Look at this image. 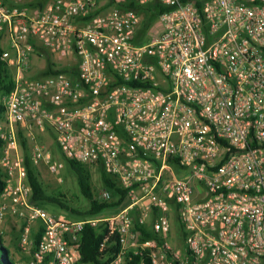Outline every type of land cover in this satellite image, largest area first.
<instances>
[{
    "label": "built area",
    "instance_id": "1",
    "mask_svg": "<svg viewBox=\"0 0 264 264\" xmlns=\"http://www.w3.org/2000/svg\"><path fill=\"white\" fill-rule=\"evenodd\" d=\"M127 2L0 0L13 83L0 119V228L18 224L15 264H79L87 225L116 237L108 264H264V0H159L169 9L145 32ZM36 45L76 78L34 75ZM18 128L31 139L53 131L67 159L101 166L127 203L72 220L32 202ZM31 160L54 175L63 166L37 143ZM172 210L183 248L167 241Z\"/></svg>",
    "mask_w": 264,
    "mask_h": 264
},
{
    "label": "trees",
    "instance_id": "2",
    "mask_svg": "<svg viewBox=\"0 0 264 264\" xmlns=\"http://www.w3.org/2000/svg\"><path fill=\"white\" fill-rule=\"evenodd\" d=\"M47 1L48 0H35L28 2L29 4L43 5ZM123 7L133 8L136 11L144 14V19L141 26L142 32H145V30L148 29V27L156 20L157 16L160 13L169 9V7L161 5L159 0H153L152 2L146 5H139L129 0V2L123 4ZM36 49L41 50L40 52L44 55L46 59V67L41 72V74H54L64 72L70 74L72 78H76V70L74 68L70 69L66 67H57L51 55L46 50L41 48L39 45H36ZM12 86L13 83L10 79L8 68L6 67L5 63L0 59V119L3 117L4 114V105L2 104V97L12 89ZM17 132L19 137L18 141L21 144L20 146H23L24 149H27L26 140L23 136L24 132L20 128H18ZM1 145L2 141L0 139V147ZM66 160L76 175L77 184L79 186L80 192L89 200V208L85 211H80L68 205L67 200L64 199V194H48L43 185V182L39 178V173L37 172V169L34 166L31 157L26 153L24 155V164L26 166L27 182L29 183L32 189V202L40 206L42 205L41 203L45 201L57 203L62 209L69 211L72 215H75L76 217L83 216L86 214L98 215L103 211L113 207L121 208L127 203L125 191L118 186L116 181L109 174H107L101 166L97 167L100 170L101 181L104 185V188L108 190L111 194V201L101 200L94 197V188L92 185L91 171L88 168V165L81 164L79 162L67 158ZM4 186V173L0 168V192L4 189ZM180 227L181 233L184 236L181 224ZM104 234L105 230H103L102 228H95L90 225H87L85 227L80 247V264H108L114 258V255L117 253L119 247L116 237L112 236L104 242ZM143 237H153V233L151 232L149 227H143ZM141 261H143L144 264H152L151 260L147 256L142 255L132 256V259L129 260L126 264H139ZM0 264H15V261L11 257L10 249L6 245L5 240L3 238L2 231H0Z\"/></svg>",
    "mask_w": 264,
    "mask_h": 264
},
{
    "label": "rangeland",
    "instance_id": "3",
    "mask_svg": "<svg viewBox=\"0 0 264 264\" xmlns=\"http://www.w3.org/2000/svg\"><path fill=\"white\" fill-rule=\"evenodd\" d=\"M28 1H35V0H28ZM99 2H105L107 0H98ZM41 50L36 49V56L35 61L33 63V73L34 75H39L46 67V59L44 55L40 52ZM23 136L26 140L27 149H24L23 146L21 147V153L24 156L26 153L31 157L32 155V147L35 143L41 145L45 151L50 152L53 156V159L61 162L63 164L62 168H60L57 175L52 174L47 165L44 162H38L34 164L39 173V178L43 182V185L46 189L48 194H64L69 206L76 208L80 211H85L89 208V200L80 192L79 186L77 184V178L70 167L69 163L67 162L63 151L57 145L55 141V134L53 131L48 130L45 133H37L35 139L28 138L25 133ZM19 138V137H18ZM20 144V142H19ZM21 145V144H20ZM91 171V178H92V185L94 188V195L98 196L102 191L105 190L104 185L101 181L100 170L97 166H88ZM178 176L187 175L188 172L186 170L177 169ZM62 184H66L69 186L70 191H64L61 187ZM112 197L110 198V201ZM42 207L47 210L50 214L55 217H65L72 220L80 219L88 217L89 214L78 216L72 215L69 211L62 209L57 203L54 202H43L41 203ZM120 208H110L102 213L98 214L100 216H107L115 214L119 211ZM8 221H14L13 218L7 219ZM13 223V222H12ZM5 225V224H4ZM4 225L0 228V231H3ZM147 227H150V223L148 222ZM3 238L5 240L6 245L10 249L11 257L16 262L20 260L21 254L19 248L17 247L16 243V234L15 232L3 231ZM167 241L173 249L183 248L185 246L183 235L181 233V227L179 221L176 218V212L172 210L171 214V229L167 235ZM17 247V248H16ZM13 251V252H12ZM80 264V263H79Z\"/></svg>",
    "mask_w": 264,
    "mask_h": 264
},
{
    "label": "crops",
    "instance_id": "4",
    "mask_svg": "<svg viewBox=\"0 0 264 264\" xmlns=\"http://www.w3.org/2000/svg\"><path fill=\"white\" fill-rule=\"evenodd\" d=\"M35 56H36V55H34V57H33V63H34V61L36 60V59H35ZM12 222H13V223H12ZM3 229H4V230H3L4 232H7V231H9V232H11V231L15 232L16 237H17V238H16V243H15V244H16L17 247H18V243H17V241H18V235H19L18 224H17L15 221H11V222L8 221V222L5 223ZM3 231H2V232H3ZM17 247H16V248H17ZM12 252H13V251H12Z\"/></svg>",
    "mask_w": 264,
    "mask_h": 264
}]
</instances>
